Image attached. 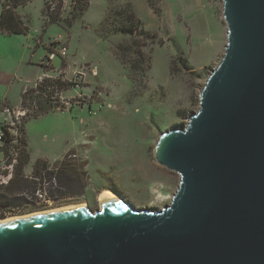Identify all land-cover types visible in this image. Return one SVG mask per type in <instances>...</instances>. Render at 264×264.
Returning a JSON list of instances; mask_svg holds the SVG:
<instances>
[{
    "label": "rangeland",
    "instance_id": "374dc122",
    "mask_svg": "<svg viewBox=\"0 0 264 264\" xmlns=\"http://www.w3.org/2000/svg\"><path fill=\"white\" fill-rule=\"evenodd\" d=\"M44 1L32 0L16 10L28 29L25 35H0L5 54L0 61V109L5 97L19 105L22 93L46 75L76 83L59 100L69 101L81 92L84 104L76 106L77 97L70 108L58 107L26 122L30 162L50 167L60 161L56 165L67 168L66 178L72 181V191L62 201L28 216L73 205L99 210V191L117 194L138 209H160L169 203L179 176L156 163L154 148L162 132L184 126L197 110L199 92L224 53L222 0L119 2L129 1L144 31L154 37L148 45L151 68L136 92L114 55L115 46L126 38L100 35L109 0H90L89 9L68 30L44 24ZM62 1L63 17H70V0ZM37 41L42 45L37 47ZM54 41L65 52L53 57V70L46 71L40 67L46 56L43 46ZM4 117L0 112V123Z\"/></svg>",
    "mask_w": 264,
    "mask_h": 264
},
{
    "label": "water",
    "instance_id": "95a60500",
    "mask_svg": "<svg viewBox=\"0 0 264 264\" xmlns=\"http://www.w3.org/2000/svg\"><path fill=\"white\" fill-rule=\"evenodd\" d=\"M224 53L156 163L168 204L118 197L0 225V264H264V0H222Z\"/></svg>",
    "mask_w": 264,
    "mask_h": 264
},
{
    "label": "trees",
    "instance_id": "16d2710c",
    "mask_svg": "<svg viewBox=\"0 0 264 264\" xmlns=\"http://www.w3.org/2000/svg\"><path fill=\"white\" fill-rule=\"evenodd\" d=\"M32 0H0V35H25L28 31L27 27L22 23L16 13V10L30 3ZM122 0H109L108 8L104 21L100 24V35L102 38H107L111 34H120L126 40L115 46L114 55L122 67L126 70L129 79L134 86V92L145 85L148 72L151 68V53L148 45L153 40L152 34L144 31L142 24L135 16L132 5L128 1L124 5H120ZM90 0H70L71 10L70 17H63L64 4L62 0L44 1L42 15L45 25H57L64 30H68L72 24L78 20L88 10ZM59 41L51 42L44 45L46 62L48 55L55 54V57L61 58L57 50L61 48ZM62 66L63 63H62ZM186 66V65H185ZM40 67L46 71L53 70L51 66ZM76 87V83H68L59 79L42 78L35 84L34 87L27 89L20 97V103L23 108L28 109L30 114L23 119L19 126L20 144L22 145V155L20 163L16 167L14 181L21 176L22 166L29 161V153L27 149V135L25 132L26 122L31 118L55 112L59 105L58 95L61 92H66L68 87ZM81 93V92H79ZM76 102L78 105L84 104V98H79ZM73 105V103H71ZM63 108V107H62ZM183 114V113H182ZM181 114V116H182ZM6 133V143L12 140ZM60 175L61 172H60ZM61 181V179H60Z\"/></svg>",
    "mask_w": 264,
    "mask_h": 264
},
{
    "label": "flooded vegetation",
    "instance_id": "af4514ba",
    "mask_svg": "<svg viewBox=\"0 0 264 264\" xmlns=\"http://www.w3.org/2000/svg\"><path fill=\"white\" fill-rule=\"evenodd\" d=\"M30 157V155H29ZM31 163L22 166L21 176L6 185L0 193V218L22 216L56 205L65 193L72 191V181L66 178L67 168L45 163ZM48 162V160H47ZM60 172L62 176L60 175ZM61 179V181H60ZM58 187L56 188V185ZM69 184V185H68ZM65 185V186H63ZM56 188V189H55ZM65 189H69L64 191ZM63 192V193H62ZM103 191H99L101 194ZM80 197L83 196V191ZM116 197L125 201L121 196ZM65 199V198H64Z\"/></svg>",
    "mask_w": 264,
    "mask_h": 264
},
{
    "label": "built area",
    "instance_id": "2783aa9c",
    "mask_svg": "<svg viewBox=\"0 0 264 264\" xmlns=\"http://www.w3.org/2000/svg\"><path fill=\"white\" fill-rule=\"evenodd\" d=\"M56 42V41H54ZM59 55H64L65 48L59 50ZM55 57V54L48 55L46 62H43L44 66H51V59ZM45 78V77H44ZM49 77L46 75V79ZM35 86V85H34ZM33 86V87H34ZM77 87V85H76ZM26 91V90H25ZM24 91V92H25ZM80 93L69 101L60 100V107L70 108L71 101L79 99ZM62 105V106H61ZM0 112L5 116L2 123H0V193L3 188L12 182L15 178L16 167L20 163V157L22 155V145L20 144L19 126L24 118L30 114L29 110L23 108L21 105L17 109H12L7 106H2ZM6 133L12 138L9 143H6ZM0 220H2L0 218Z\"/></svg>",
    "mask_w": 264,
    "mask_h": 264
},
{
    "label": "bare ground",
    "instance_id": "6f19581e",
    "mask_svg": "<svg viewBox=\"0 0 264 264\" xmlns=\"http://www.w3.org/2000/svg\"><path fill=\"white\" fill-rule=\"evenodd\" d=\"M106 197H115V195L109 191H104L102 192L99 196H98V201L101 204V199L106 198ZM84 205H73V206H67L65 208H61V209H56L53 211H48V212H44V213H39V214H33V215H27V216H22V217H17V218H11V219H6L4 221H0V225L1 224H5V223H9V222H13L15 220H19V219H25V218H29L32 216H37V215H41V214H50V213H55V212H59V211H63V210H68V209H75V208H84Z\"/></svg>",
    "mask_w": 264,
    "mask_h": 264
},
{
    "label": "crops",
    "instance_id": "0c3cea01",
    "mask_svg": "<svg viewBox=\"0 0 264 264\" xmlns=\"http://www.w3.org/2000/svg\"><path fill=\"white\" fill-rule=\"evenodd\" d=\"M89 9V8H88ZM37 43V47L39 46V45H42V41H37L36 42ZM49 43H51V42H49ZM48 43V44H49ZM47 45V44H46ZM5 59V54H4V52H3V50H1V48H0V61H3ZM20 102V101H19ZM4 104V106H7V107H9V108H12V109H17L18 107H19V105H17V106H13L12 104H11V102H9L8 101V99L5 97V100H4V102H3ZM19 104V103H18ZM2 105V106H3Z\"/></svg>",
    "mask_w": 264,
    "mask_h": 264
}]
</instances>
